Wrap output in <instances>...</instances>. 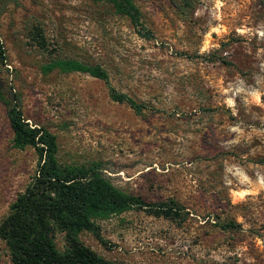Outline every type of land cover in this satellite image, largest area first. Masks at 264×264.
Wrapping results in <instances>:
<instances>
[{"label": "rangeland", "instance_id": "obj_1", "mask_svg": "<svg viewBox=\"0 0 264 264\" xmlns=\"http://www.w3.org/2000/svg\"><path fill=\"white\" fill-rule=\"evenodd\" d=\"M130 1L149 39L98 1L0 0V78L55 137L57 161L99 163L125 193L183 207L176 221L95 218L80 241L109 264H264V0H194L185 14ZM50 57L99 66L142 113L87 73L45 72ZM12 139L0 100V223L38 163ZM0 264H12L2 240Z\"/></svg>", "mask_w": 264, "mask_h": 264}, {"label": "trees", "instance_id": "obj_2", "mask_svg": "<svg viewBox=\"0 0 264 264\" xmlns=\"http://www.w3.org/2000/svg\"><path fill=\"white\" fill-rule=\"evenodd\" d=\"M127 17L142 38L148 30L140 20V12L130 0H92ZM180 13L191 11L194 0H170ZM264 5V1H262ZM0 44V58L4 60ZM222 63L223 60H222ZM58 68L64 73L81 72L105 81L110 98L128 104L136 114L144 106L108 84L106 73L97 65L75 59L50 57L45 72ZM0 100L13 135V146L32 147L37 155L36 172L25 190L10 206L9 214L0 223V240L8 249L12 264H109L82 244L85 231H96L95 218H108L130 209H141L154 217L178 220L183 207L175 201L147 203L138 196L125 193L109 181L99 163L62 165L56 159L55 137L41 127H32L23 118L21 98L14 87L0 78ZM258 163L264 166V158ZM222 229L232 224L222 225ZM63 234L65 248L56 246V232Z\"/></svg>", "mask_w": 264, "mask_h": 264}]
</instances>
